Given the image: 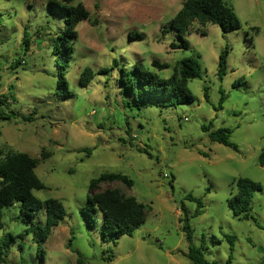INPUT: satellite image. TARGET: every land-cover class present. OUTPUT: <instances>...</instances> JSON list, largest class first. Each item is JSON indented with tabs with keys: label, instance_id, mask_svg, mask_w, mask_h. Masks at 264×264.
Returning <instances> with one entry per match:
<instances>
[{
	"label": "rangeland",
	"instance_id": "rangeland-1",
	"mask_svg": "<svg viewBox=\"0 0 264 264\" xmlns=\"http://www.w3.org/2000/svg\"><path fill=\"white\" fill-rule=\"evenodd\" d=\"M55 1L87 13L68 37L72 53L63 78L70 96L56 91L55 60L66 58L55 55L53 42L65 32L66 19L51 12ZM223 1L241 28L224 33L215 25L192 24L184 36L189 49L173 51L170 44L179 39L169 24L185 0H0V160L10 153L34 159L45 189L33 195L60 202L66 212L40 262L17 206L5 209L0 238L22 234L16 242L23 248L12 244L3 264H191L181 205L207 261L225 264L231 255L230 264H264V167L257 164L264 151V0ZM225 48L226 71L219 76ZM189 57L200 73L186 86L192 104L127 106L131 99L116 85L114 59L127 69L140 63L168 79L176 63ZM153 62L167 68L160 71ZM203 126L209 132L228 128L237 151L210 141ZM102 173L124 175L133 186L103 182L93 195L119 189L146 208L144 223L116 244L102 242L80 213L90 181ZM239 178L262 188L253 194L246 220L234 218L227 205ZM186 195L200 199V215L193 216L196 204ZM33 221L44 224L45 211Z\"/></svg>",
	"mask_w": 264,
	"mask_h": 264
},
{
	"label": "trees",
	"instance_id": "trees-1",
	"mask_svg": "<svg viewBox=\"0 0 264 264\" xmlns=\"http://www.w3.org/2000/svg\"><path fill=\"white\" fill-rule=\"evenodd\" d=\"M49 8L52 13L57 12V16H62L66 19V30L63 33H56L53 47L55 55L61 56L62 59L66 58L64 62H61L59 57H56L55 60L58 67L56 91L57 93L70 96L68 84L65 78H63L66 65L69 62L67 59H69L72 53L68 37H74V33L72 32L73 27L79 21L87 19V13L81 6H65V4L57 1L50 4ZM192 24H197L201 27H204L206 24L215 25L224 33L241 28V24L233 9L227 6L223 0H185L181 9L169 24V28L176 33L179 39L178 44H170L171 50L189 49V44L184 39V36L189 34L188 30ZM28 43L27 40L24 42L25 47L28 46ZM227 56L228 49L225 48L220 53L218 59L219 76L225 74ZM152 65L160 71L167 68V66L159 65L157 62H153ZM113 66L117 74L116 85H118L124 95L131 99L127 101V106L136 107L138 110L147 105L161 108H175L194 102V97L186 87L188 82L200 77L198 62L193 57L177 62L168 79H163L160 74L153 73L140 63H136L132 68L127 69L124 65H120L118 60L114 59ZM110 71L111 69L102 70V73L106 74L110 73ZM80 83L82 85L85 84V82L84 84L83 82ZM9 96L12 97V94H9ZM224 99V96L220 98V107ZM1 104L2 101H0ZM23 120L29 121L30 119L23 117ZM202 130L207 132L210 141L237 151V146L229 140L231 131L228 128L209 132L207 126H203ZM140 152L146 154L145 152ZM257 164L261 168L264 167V151L260 153ZM35 169L36 161L24 153H10L0 160V230L3 227L4 210L17 206L20 219L26 224L24 226L26 227L25 233L31 235L32 241L35 243L36 258L40 262H43L45 257L43 245L49 238L52 230L64 221L66 212L60 202L54 199L42 202L33 195L34 191L45 189L44 184L36 176ZM113 181H119L130 188L133 186L132 180L124 175L115 173L100 174L97 178L90 181L88 186L90 196L87 198L86 205L81 208L80 213L89 228H97L102 242L116 244V241L122 236L131 237L134 230L144 223L146 208L133 197H124L119 189L105 190L96 195L92 194V190L100 183ZM235 188V195L227 201L228 208L234 218L246 220L250 218V200L253 194L262 192V188L258 183L246 178L237 179L235 181ZM185 200L196 204L193 216L201 214L203 205L200 199L186 195ZM42 210L45 211L44 224L34 223V218ZM180 210L182 217L179 218V222L183 224L182 232L188 243V260L191 264H218L214 261H207L202 252V247L194 245L192 230L183 205H181ZM25 219L30 222L29 225ZM251 219L253 220V218ZM18 237L22 241V234L16 236L11 232L0 238V264L5 262L12 244L15 243L17 249L22 250V242H16ZM227 239L231 243L230 251L232 252V241L235 240V237L230 236ZM70 242L71 240H69L68 249H70ZM72 251L75 252L74 250ZM75 253L77 254V262L79 263L81 256L78 252ZM110 258L111 256L107 258V261H110ZM230 261L231 255L225 264H230Z\"/></svg>",
	"mask_w": 264,
	"mask_h": 264
}]
</instances>
